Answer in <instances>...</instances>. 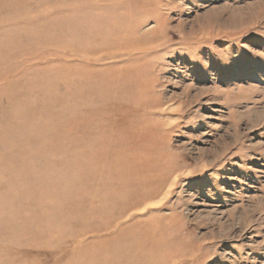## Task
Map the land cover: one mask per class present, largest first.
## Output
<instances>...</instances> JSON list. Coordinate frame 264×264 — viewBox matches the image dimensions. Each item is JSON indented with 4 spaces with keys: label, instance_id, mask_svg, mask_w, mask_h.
<instances>
[{
    "label": "rangeland",
    "instance_id": "obj_1",
    "mask_svg": "<svg viewBox=\"0 0 264 264\" xmlns=\"http://www.w3.org/2000/svg\"><path fill=\"white\" fill-rule=\"evenodd\" d=\"M0 264H264V0H0Z\"/></svg>",
    "mask_w": 264,
    "mask_h": 264
},
{
    "label": "bare ground",
    "instance_id": "obj_2",
    "mask_svg": "<svg viewBox=\"0 0 264 264\" xmlns=\"http://www.w3.org/2000/svg\"><path fill=\"white\" fill-rule=\"evenodd\" d=\"M146 255H147V256H149V254H148V253H147ZM147 256H146V257H147Z\"/></svg>",
    "mask_w": 264,
    "mask_h": 264
}]
</instances>
